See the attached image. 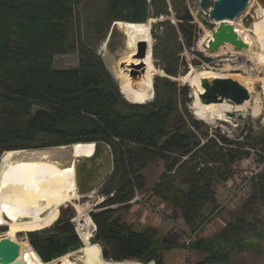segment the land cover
<instances>
[{"label":"trees","instance_id":"obj_1","mask_svg":"<svg viewBox=\"0 0 264 264\" xmlns=\"http://www.w3.org/2000/svg\"><path fill=\"white\" fill-rule=\"evenodd\" d=\"M166 1L153 0L164 6L155 8L157 16L170 14ZM173 1L177 20H191L186 8L183 12L180 8L179 2L184 0ZM80 3L82 0H0V154L75 144L109 145L114 168L106 184L108 198L98 207L108 209L91 214L98 227L94 241L103 246L106 260L164 264V253L175 250L200 255L196 264H233L248 252L262 256L264 171L252 180L251 194L240 211L230 214L229 223L215 236H203L202 232L186 244L160 237L155 228L137 230L124 222L120 208L131 209L128 202L146 187L144 170L162 160L164 173L151 193L177 215L182 230L184 224L190 233L197 232L219 207L217 186L230 179L232 166L248 156L243 150L247 143L235 148L220 137L222 146L212 138L201 145L187 129V121L200 129L190 114L171 128L178 96L176 84L169 80L156 81L159 95L149 105L122 100L102 60L81 34L78 32L76 39L70 37L72 27L78 24L80 30L82 21L76 14ZM161 25L167 29L155 37L165 48L171 26L165 23L158 28ZM186 27L181 22L180 29L191 46L193 37ZM75 53L80 57L77 68H54L56 57ZM167 72L177 74L172 67ZM203 137L208 138V133ZM259 144L264 150V138ZM70 218L60 217L46 229L25 234L43 262L83 248ZM19 232L8 230L7 236L14 239ZM29 243L21 245V253L31 250Z\"/></svg>","mask_w":264,"mask_h":264},{"label":"rangeland","instance_id":"obj_2","mask_svg":"<svg viewBox=\"0 0 264 264\" xmlns=\"http://www.w3.org/2000/svg\"><path fill=\"white\" fill-rule=\"evenodd\" d=\"M257 1L259 3H257ZM173 2H174L173 0L166 1V5L170 13L169 15L161 14L157 16L155 8L161 9L164 8V6L162 3L155 4L153 0H151L149 6L148 21L145 24H142L147 26L153 40L152 58L154 61L153 64L154 73L152 75L153 97L149 102H147L144 105H149L153 103L155 99L158 97L159 91L156 88V81L158 79L169 80L176 84V91L178 96L177 111L174 113L175 115L173 114L171 116V120H170L169 126L171 128L180 121H182V119L185 118L186 120V118H188V114H190L194 118V120L200 123V129H198L197 126H195L193 123L189 121H187V129H189L197 136V139L200 141L201 145H204L208 141L206 139L212 138L215 141H217L220 146H222L221 143L222 141L220 137H224L227 140L231 141L233 145L230 146L235 148H237L238 143L244 144V142H246L247 144L243 146V150L248 153V156L244 157L243 159H241L239 162L235 163L232 166L233 176L230 179H228L226 182H223L221 184V188L220 185L217 186L216 193H217V199L219 201V207L216 210L217 212L215 211V213L210 217V219L204 222L200 226V229H204V230L208 226L205 232L204 230H201L199 232L190 233L189 230L186 229V226L183 224L184 226L183 231H185V236L191 238L192 236L195 235V239H196L199 235H201L202 232H204L203 236L217 235L224 228V226L229 223V220L233 217L230 214L234 215L235 213H238L240 211L243 202L251 194L252 185L250 186L251 183L249 181L247 191L241 194L234 201L233 206L229 208L228 207L225 208L224 210L226 211L221 216L219 217L216 216V214L220 210H222L220 209V207H222L225 198L227 197L226 198L227 200L232 194V192L227 189L228 182L237 175L245 176L244 172L241 171L239 168L242 165V163L240 162L244 160L251 162L252 165L256 167L257 171L260 167L264 165L263 163L264 150L262 149L263 146L259 144V142L264 138V82H263L264 66H255V67L246 68L244 66L243 61L241 60L243 57H250V56L256 57L258 53L261 51L259 45L258 44L256 45V42L253 43V41H255L254 39L255 35L252 29L255 23L257 22V20H259L254 18L253 13L257 12L259 5H262L264 3V0H255V1L251 0L252 3L249 4L246 12L239 15L237 19L233 22L234 25L237 28H239L244 35L245 34L249 35L251 39L250 41L252 43V48L250 49V51L249 50L237 51L235 46L226 44L225 46L221 47L217 53H213V54L201 48L203 46L204 41H207L211 38V35L214 33V31L218 26L216 23H212L209 19L210 8H205V9L200 8V0H184L183 4L179 2L182 12L184 11V8H186L189 15H191V20H185V21L181 20L179 22L176 18V12ZM84 3H80V5H78V7L76 8L77 10L76 14L77 15L79 14L81 21H82V17L85 16ZM212 4L213 3H211V6ZM251 4H253V6ZM181 22H183L185 27L188 26L186 28H189L191 30V35L193 37L191 46L187 45V41L183 35V32L180 29ZM165 23H169V26H171L173 29L170 27L171 35L168 37L166 36V44L168 46L165 44V48H164L163 45L159 42V40H156L155 35L164 34L165 29L167 28L162 25L161 27L158 28V26H160V24H165ZM81 25L82 22L80 24V29H81ZM131 27L132 25L130 26L129 24L120 25L121 30L125 34H127L126 41L128 47L125 50V52L121 54L119 57L111 55L106 47L105 42L100 43L98 41H95L94 37L91 34L87 36L86 32H84L83 40L85 44L90 43L93 46L92 49L94 54L102 60L106 70L108 71L114 84L118 88L122 100H124L128 104L136 105L129 102L124 97L121 91V83L118 80V75L120 72L128 73V76L130 75L129 77H131L130 71H133V69H135V67H131V65L127 66V64L124 61L130 55L132 50L130 47V39H131V34L133 32V28ZM78 32L80 33L79 26L77 24L76 26L71 28L70 37L72 39H76L78 36ZM134 58H136L134 60H142L138 57H134ZM205 58H209L210 60L206 61ZM79 61H80V57L78 53L58 56L55 58L54 68L60 71L72 70L78 67ZM248 65H250V62ZM171 67L177 72V74H168L167 68H171ZM210 70L214 71L215 73H220L223 76L222 78H231L236 81L238 80L237 82H239L245 88L248 86V82H250L251 86L254 85L253 93H251V100L247 101L250 102V105H248L245 111L240 112L237 110H233L230 113H226V120L215 121L214 123L211 124L199 120L195 115V109H194L195 108L194 104L196 101L195 89L192 87L189 81L190 78L193 77L194 75ZM141 71L140 72L137 71V74L138 75H140V73L145 74L146 72L143 71L142 69ZM131 79L135 83L139 82L137 78L131 77ZM162 83L163 82H161V84ZM256 100H259L261 104V112L260 115L258 116L253 114V107ZM228 103L234 107L240 106V105L236 106L232 102H228ZM173 117H178V118L172 120ZM204 133H208V138L203 137ZM254 143L256 145L252 146L251 144ZM107 147L110 148L111 150V147L109 145ZM31 151H36V150H31ZM1 153L2 154H0V160L1 157L6 152L4 153L1 152ZM69 155L70 152L65 158L60 159L58 157H53V159L51 160L60 162L61 163L60 167H62L63 165H64L63 167H67L66 166L67 163H69V161L72 159L71 156ZM258 157L261 158V162L258 161ZM164 164H165L164 161L156 160L148 165L146 170H144L143 172V175L146 178V187L144 190L139 191V198H140L139 201L135 204H132L130 210L126 211L120 208L121 209L120 215L124 220V222L127 221L128 223L133 224V226L137 230L155 228L158 230L160 237H167L175 241H182V235L176 230V228H173L167 220H164L162 218V220L159 221L160 217L159 218L155 216L151 217L149 211L147 210V205L152 206L151 208L161 210V212H163L164 214H168L173 221L178 222L176 218L177 215L173 213V211L165 203H162L151 193V189L153 185L158 181L159 177L164 173ZM261 170H262L261 172H263L264 168ZM112 172L113 169L109 171V174L103 185L99 186L93 194L81 195L78 193L80 196L83 197L79 198V200H73L72 202L64 204L60 208L61 216L59 213V218L64 217V219H66L69 216H71L70 218L71 221L72 218L80 216V211H83V213L85 212L87 214L89 212L88 215L96 227V230L94 227L91 228L92 230L90 229L92 236L89 239V243L94 245L97 244L101 246L102 249L103 246L101 245V243H95L94 241L98 232V227L94 222V220L92 219L91 214L93 212L101 211L98 209V207L108 198V194L105 192V189L107 187L106 185L107 180L111 176ZM118 207H113V208H118ZM260 212L263 216V229H264V206L260 207ZM57 220H55V222ZM49 226L50 225L36 230H41ZM0 229H1L0 239L3 237H8L7 232L8 230L11 229L6 225H0ZM36 230H32V231H36ZM27 232H30V230L19 232L14 237V239L13 238L12 239L16 241L20 246L24 245L25 242L29 243L28 238L25 236ZM82 239H83L82 241H84L83 242V247H84V243L86 242L83 236ZM29 245L31 246L30 243ZM30 251L35 252L32 246ZM78 252L79 250L70 252L65 256L69 255L71 260L76 264H84ZM260 253H262V256L259 255V257H257L252 252L242 253L237 258H235L233 264H264V239L262 240V244L260 246ZM35 254L37 253L35 252ZM201 259L202 257L200 255L189 252L188 250L187 251L175 250L174 252H170L166 254L164 253L163 262L164 264H196ZM41 261L43 262L42 259ZM104 261L115 263L113 260L104 259ZM131 261L139 262L137 260H131Z\"/></svg>","mask_w":264,"mask_h":264},{"label":"bare ground","instance_id":"obj_3","mask_svg":"<svg viewBox=\"0 0 264 264\" xmlns=\"http://www.w3.org/2000/svg\"><path fill=\"white\" fill-rule=\"evenodd\" d=\"M257 3L259 2L257 1ZM251 5L253 6V4ZM261 6L264 5H259L256 12L259 20H257L252 29L255 35V41H253V43L256 42V45H259L261 51L256 57L250 56L243 57L241 59L246 68L264 66V7ZM131 28H133V32L131 34V39L130 37L129 39L130 47L132 50L130 55L124 61L127 66L135 65L137 71L140 72L142 69L146 72L145 74L140 73V76L137 78V80H139L138 83H135L131 79V77H129L130 75L128 76V73L123 72L119 73L118 80L121 83V91L124 97L133 104L143 105L149 102L153 97V40L146 25H132ZM235 29L241 39L249 44V48L246 49V51H250V49L252 48V43L250 41L251 39L249 35H244L236 26ZM211 39L212 35L209 40L204 41L201 48L207 50L208 43ZM138 41H143L148 45V56L143 61L134 60L136 59L134 58V54H136V43ZM249 62L250 65H248ZM215 77L223 76L220 73H215L214 71L210 70L198 73L191 77L189 80L192 87L195 89V115L199 120L205 121L210 124L214 123L215 121L226 120V113H230L233 110H237L240 112L245 111L248 105H250V102H246L244 105H240L238 107H234L228 102H224L223 104H202L199 100V94L204 92V89L201 86V80L203 78ZM246 88H248V90L253 93L254 85L251 86L250 82H248V86ZM260 112L261 104L259 100H256L253 107V114L258 116L260 115ZM69 150L70 149L67 150L64 148L63 150L54 148L51 150L46 149L42 151L17 150L6 152L1 157L0 225H6L13 231H32L33 229L46 227L59 218L60 208L64 204L72 202L73 200H79V198L83 197L78 194L79 192L76 183V171L74 165L75 163L73 164V166L63 167V165L62 167H60V162L51 160L53 159V157H58L60 159L65 158L68 155ZM94 150L95 145L93 143L75 144L73 151L71 152L74 153V155L76 156L75 158H78L82 156H89L93 154ZM81 165L86 166L85 161H83ZM91 168L92 172L103 176L102 172L105 168L104 166L97 167L95 164ZM5 214L11 219V222H8L4 219L3 216ZM20 219L27 220L21 221ZM79 219H81L79 220V231L86 242V247L83 251H79L78 254L82 258L83 262H85V252L88 264H97L94 244L89 243V239L92 236L90 229L93 222L90 219L89 215L85 212L83 213V211H80ZM19 259L24 262V264H45L41 261L39 256L35 254V252L30 250L25 253H21ZM59 262L60 264H76L71 260L69 255L62 257ZM102 264L134 263H128L125 261L123 263H112L104 261V259H102Z\"/></svg>","mask_w":264,"mask_h":264},{"label":"water","instance_id":"obj_4","mask_svg":"<svg viewBox=\"0 0 264 264\" xmlns=\"http://www.w3.org/2000/svg\"><path fill=\"white\" fill-rule=\"evenodd\" d=\"M150 2L151 0H105L106 15L108 17L114 16V18L120 21V23H126L129 25L145 24L148 21ZM211 3H213L212 6ZM250 3L251 0H200V8H210V21L212 23H218L216 30L212 34V39L207 46V51L209 53H217L218 50L226 44L235 46L237 51L249 48V44L243 41L237 33L233 22L239 15L246 12ZM253 14L255 19H259L256 13ZM136 50V54H134L135 57L142 60L147 58L149 52L147 43L138 41L136 43ZM131 77L137 78L132 74ZM201 86L204 89V92L199 94V100L205 105L216 103L223 104L224 102H232L235 105H244L247 101L251 100V92L239 82L231 78H203L201 80ZM93 144L95 145L93 154L78 158H75L76 156L71 152L75 145L55 148L61 150H63V148L70 149L69 156H71L72 159L66 166H73L75 163L76 183L78 186V192L81 195L93 194L106 180L109 171L113 169V155L111 154L110 148L103 143ZM83 161H85L86 166L81 165ZM95 164L97 167H105L102 172L103 176L92 172L91 167ZM3 217L8 222H11V219L6 214ZM20 220L24 221L27 219ZM85 246L86 243H84V247L79 251H83ZM94 247L96 252V263L102 264V259L104 258L103 249L97 244H95ZM20 255L21 246L16 241L9 237H3L0 239V264H24V262L19 259ZM84 256V264H88L85 252ZM61 258L53 260L48 264H60L59 260ZM125 262L144 264L131 260H126ZM147 264L157 263L156 261H151Z\"/></svg>","mask_w":264,"mask_h":264},{"label":"flooded vegetation","instance_id":"obj_5","mask_svg":"<svg viewBox=\"0 0 264 264\" xmlns=\"http://www.w3.org/2000/svg\"><path fill=\"white\" fill-rule=\"evenodd\" d=\"M82 3H84L85 7V16L82 17V25L80 29L82 38L84 32H86L87 36L91 34L95 41L100 43L105 42L111 55L119 57L128 47L126 41L127 34H125L120 28L121 24L126 23H120V21L115 19L114 16L108 17L106 15L105 0H82ZM86 45L91 49L93 48L90 43H86ZM131 67H135V65ZM131 74L137 78L140 76L137 74L136 68L133 69Z\"/></svg>","mask_w":264,"mask_h":264},{"label":"built area","instance_id":"obj_6","mask_svg":"<svg viewBox=\"0 0 264 264\" xmlns=\"http://www.w3.org/2000/svg\"><path fill=\"white\" fill-rule=\"evenodd\" d=\"M263 158H264V155H263ZM258 161L261 162V158L260 157H258ZM240 163H242V165L239 168H240L241 171L244 172V175L245 176H242V175L241 176L240 175L238 176L237 175V176H235L233 179H231L228 182L227 189L229 191H231L232 194L230 195V197L227 200H226L227 197L225 198L222 207H220V209H222V210H224L227 207L228 208L229 207H232L234 201L241 194H243V193H245L247 191L249 181L251 183L252 180L262 171L261 169L264 168V165H263L257 171L256 170V167H254L252 165V163L249 162V161H247V160L241 161ZM254 170H256V171H254ZM223 190H224V188H223ZM112 196L113 195L111 194L110 197H112ZM139 199H140L139 198V191H136L135 197L130 202H128V203L131 204V205L132 204H135V203H137L139 201ZM104 200H105V198H104ZM113 207H118V206H113ZM151 207L152 206L147 205V210L149 211L151 217H153V216L158 217V218L160 217L159 221H161L162 218L164 220H167L171 224V226L173 228H176V230L182 235V241L183 242H185L186 244H189L191 241H193L195 239V235L192 236L191 238L186 237L184 235V233H183V230H182V227L180 226V223H178L176 221H173L172 218H170V216L168 214H164L163 212H161V210L154 209V208H151ZM103 209H108V208H102V209H99V210H103ZM88 214H89V212H88ZM79 220H81V219H79V216H77V217L72 218V220L70 222L73 224L74 229H75V232L77 233V235H79L80 238L82 239V236H81L80 231H79V223H80ZM93 227L96 230V227H95L94 223L92 224V227L91 228H93ZM207 228H208V226L205 228V230ZM201 230H204V229H200L197 232H199ZM205 230H204V232H205Z\"/></svg>","mask_w":264,"mask_h":264},{"label":"crops","instance_id":"obj_7","mask_svg":"<svg viewBox=\"0 0 264 264\" xmlns=\"http://www.w3.org/2000/svg\"><path fill=\"white\" fill-rule=\"evenodd\" d=\"M104 182H105V181H104ZM104 182H103V183H104ZM103 183H102V185H103ZM220 188H221V185H220Z\"/></svg>","mask_w":264,"mask_h":264}]
</instances>
